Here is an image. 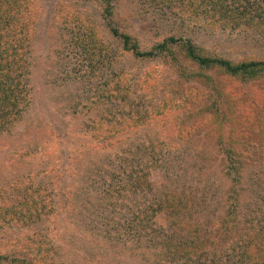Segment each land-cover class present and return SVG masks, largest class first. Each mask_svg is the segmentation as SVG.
<instances>
[{
  "label": "rangeland",
  "instance_id": "obj_1",
  "mask_svg": "<svg viewBox=\"0 0 264 264\" xmlns=\"http://www.w3.org/2000/svg\"><path fill=\"white\" fill-rule=\"evenodd\" d=\"M31 1L29 101L0 132V254L43 246L46 264H188L223 247L203 227L222 214L231 188L240 220L264 225V108L243 104L249 92L260 97L264 78L232 89L234 114L254 123L234 130L240 165L230 171L228 137L216 139L210 100L200 98L213 93L210 83L185 81L164 55L124 52L110 33L130 36L141 53L173 37L231 62L264 61V0ZM204 75L220 86L219 72ZM165 192L190 200L184 221L198 237L179 216L154 211ZM32 193L35 207L18 205L23 220L1 212ZM192 238L200 251L167 253Z\"/></svg>",
  "mask_w": 264,
  "mask_h": 264
},
{
  "label": "trees",
  "instance_id": "obj_2",
  "mask_svg": "<svg viewBox=\"0 0 264 264\" xmlns=\"http://www.w3.org/2000/svg\"><path fill=\"white\" fill-rule=\"evenodd\" d=\"M240 8L239 13H243L245 7L240 6ZM34 13L35 7L32 5L31 0H0V132L12 128L28 105L27 76L29 62L27 54ZM240 17L243 19V15H240ZM110 33L117 36L124 52L145 57H152L154 54L164 55L170 66L178 68V74L182 75L185 81L202 78L205 83H210L213 93L203 91L200 94V98H203L205 102L210 100L204 106L206 111L208 110L206 123L209 125L214 123L217 140L227 135L228 138L222 140L228 147L224 151L223 160L230 171H236L234 166L240 165V160L232 149L236 142L232 141L235 138L234 130L242 122H244L246 129L252 128L254 122L251 118H248V115H246L247 118L238 120L232 106L236 98L234 93L236 91L232 92V89L241 88V85L246 82L263 79L264 61L238 60L231 62L208 55L197 48L190 40H180L173 37H168L154 45L149 51L141 53L137 51L136 44L130 36L117 34L116 30L112 28ZM175 48L178 50L175 51ZM189 65L194 67L192 71H187ZM209 70L219 72L220 86L204 75ZM225 82L228 87L232 86V88L225 89L222 87L221 83L225 84ZM261 91L263 93L259 94L260 97L258 98H255L256 95L249 92L247 101L244 100L243 104L247 105L249 103L251 109H255V111L257 108L262 110L264 108L263 86ZM225 99L229 103H226L224 109ZM262 126L264 130V118L262 119ZM258 131L259 129L256 130L253 126L252 134L258 135ZM224 171L228 172V170ZM234 192L231 188L226 194L228 204L222 214L212 221L208 228L207 226L203 227L207 229L203 231L204 234L206 236L216 234L218 237L215 241L222 240L220 242L224 243L223 247L218 251L208 249L206 252L200 253L198 251L201 250V247L193 240L194 236L195 238L198 237L193 235L198 229L187 225L183 216V209L190 200H182L177 192H165L160 195L156 204H154V211L167 219L179 216V227L186 226L187 230L190 231V235L193 236L192 239L184 240L180 242L181 244L169 247L167 253H171V251L176 254H194L198 252L197 257L188 264H220L221 257L226 260L224 264H264V225L253 223L252 218L240 220L237 215V204H235V200H232ZM24 199L25 201L21 200L15 205L3 207L1 212L12 211V221L14 222L23 220L24 217L21 213L26 211L18 205H26L29 210L36 205L33 193L25 196ZM173 224L175 225V223L171 225ZM227 235L231 238L227 239ZM50 252L43 246L37 248L36 252L15 246L8 252L0 254V264H46V261H48L46 258L49 257Z\"/></svg>",
  "mask_w": 264,
  "mask_h": 264
}]
</instances>
